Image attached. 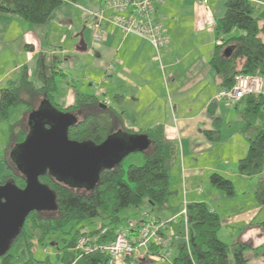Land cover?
<instances>
[{"label": "crops", "instance_id": "1", "mask_svg": "<svg viewBox=\"0 0 264 264\" xmlns=\"http://www.w3.org/2000/svg\"><path fill=\"white\" fill-rule=\"evenodd\" d=\"M212 1L208 8L200 6L198 0H163L157 5L156 17L168 38L160 55L150 41L135 34L124 35L113 25L106 27L102 40L94 41L88 16L91 12H84L88 8H103L104 0L65 1L53 19L39 26L15 14L0 13V54L6 53L5 60H0V81L12 74L20 75L25 65H29L32 75L39 58L46 60L45 55L50 54L52 65L62 73L58 77H62L63 89L58 86L55 101L63 107L75 105L79 94L92 95L99 103L85 108L90 113L106 116L107 120L111 116L110 122L115 128L121 122L137 132L163 125L166 138L178 146L172 168L173 193L156 215L140 211L133 220L140 221L141 212L169 220L189 203L206 202L221 218L219 234H227L221 240L228 244L248 243L256 249L264 244L261 228L264 209L254 196L259 178L239 173V160L248 152V143L241 132L243 122L233 102L217 99L220 79L210 62L220 40L215 27L207 26L206 16L210 13L216 20L222 17L225 0H220V7L214 10ZM18 18L30 25L20 26L14 34L9 24H20ZM85 43L87 49L83 50ZM27 45L34 48L29 50ZM105 99L109 104L103 103ZM109 110L114 115L109 116ZM217 119L222 123L224 134L228 132L226 124L229 131L236 124L233 131L236 136H229L227 141L222 137L219 142L208 139L205 132L214 130ZM242 137L245 141H241ZM236 139L240 147L233 142ZM228 141L231 148L221 153L219 146ZM216 171L230 178L235 189L241 185L243 196L236 191L232 202L225 200L228 197L223 193H213L210 176ZM207 186L211 187L208 193ZM222 200L227 207L220 205ZM126 222L128 219L119 228ZM178 223L172 225L173 231L184 233L185 226ZM254 249L247 253L250 263L264 264V257ZM140 260L145 263V257Z\"/></svg>", "mask_w": 264, "mask_h": 264}, {"label": "trees", "instance_id": "2", "mask_svg": "<svg viewBox=\"0 0 264 264\" xmlns=\"http://www.w3.org/2000/svg\"><path fill=\"white\" fill-rule=\"evenodd\" d=\"M65 1L78 0H0V13L15 14L29 23L43 25L53 19L56 10ZM261 2L264 3V0H225V12L217 19L215 27L217 38L222 43L215 46L210 62L220 79L221 89L231 88L240 73L264 78V8L258 11L260 5L264 7ZM27 48L32 50L34 47L27 45ZM229 48L231 54L227 56L226 51ZM59 74L62 73L56 70V65L46 64L43 57L39 58L32 75L29 65H25L19 77L0 91V122L9 118L13 107L24 104L30 114L45 99L57 110L75 115L86 106L99 103L95 96L83 94L78 95L75 105L71 107L65 108L57 103L56 76ZM233 104L242 119L241 132L248 143V152L239 160L238 171L244 176L259 178L254 196L264 209V94L248 95ZM114 113L109 110L107 114L110 116ZM110 117L109 121L106 116L97 113H89L82 119L78 117V121L70 126L68 136L74 141L100 144L116 131L143 133L148 136L152 146L143 151L144 164H131L126 169L122 161L113 168H104L94 188L88 191L75 190L59 181L49 171L41 175L40 182L55 193L58 208L52 212H32L12 242L10 250L0 257L2 264H12L11 249L17 243L24 246L22 264H106L108 256L95 249V246L115 239L120 224L127 220L120 216L121 211L126 208H139L145 200L153 206H161L173 193L172 168L178 155V146L176 142L166 138L164 126L157 125L137 132L126 128L123 122L120 127L115 128L111 125ZM220 125L221 121L217 119L214 130L205 132L206 137L213 142H219ZM23 127L22 120L12 125L14 138L4 148L3 160L11 169L13 166L9 164L7 157H11L12 150L23 143L29 133ZM15 141L17 143L13 146ZM210 181L229 197L236 195L233 181L221 173L211 174ZM8 182L14 183L20 189L25 188L27 183L25 175L14 168L11 175L0 180V185ZM186 209L189 242L181 241L176 244L177 251L171 262L162 264H251L247 253L254 248L248 243L228 244L221 240V218L206 202L189 203ZM85 220H100L101 223L96 229L84 231L82 222ZM73 222L82 225L75 232L70 231L71 240L66 241L58 253L57 262H52L49 257L45 260L35 258L36 243L48 246L47 240L63 232ZM105 228L108 229L107 232L102 233ZM261 228L264 231V222L261 223ZM86 235L96 239L92 242V251L76 250L77 240ZM254 250L256 254L264 257V244ZM153 251L156 250L152 246L151 252ZM155 254L157 251L152 255ZM144 261L145 263L139 260L135 264H156L155 259L150 256Z\"/></svg>", "mask_w": 264, "mask_h": 264}, {"label": "water", "instance_id": "3", "mask_svg": "<svg viewBox=\"0 0 264 264\" xmlns=\"http://www.w3.org/2000/svg\"><path fill=\"white\" fill-rule=\"evenodd\" d=\"M230 54L231 48L226 51ZM77 121L75 114L57 110L46 99L29 114V133L11 152L17 169L26 177V187L20 189L12 182L0 185V257L10 250L32 212L57 210L56 195L40 182L41 175L49 171L70 187L91 190L104 168H113L127 155L151 147L147 135L122 131L100 144L71 140L68 130Z\"/></svg>", "mask_w": 264, "mask_h": 264}, {"label": "built area", "instance_id": "4", "mask_svg": "<svg viewBox=\"0 0 264 264\" xmlns=\"http://www.w3.org/2000/svg\"><path fill=\"white\" fill-rule=\"evenodd\" d=\"M163 0H107L105 7L99 12L89 13L94 41L102 40L106 35V27H118L124 35L135 34L152 43L158 55L168 43L163 24L157 19V5ZM200 6L208 8L210 0H198ZM110 11V14H107ZM206 24L216 27L217 20L212 14L206 16ZM264 94V78L260 75L240 73L234 85L229 89H221L217 99L237 102L248 95ZM109 104L108 100L103 101ZM140 221H128L118 229L115 239L108 243L97 244L108 256L106 264H135L141 258L150 256L161 263H170L174 255V247L181 241L189 242L187 209L170 218L162 220L148 212L141 214ZM181 218V220H180ZM179 222V223H178ZM174 223L185 226L184 233L172 229ZM107 228L102 233L107 232ZM92 237L82 236L76 242V250L92 251ZM152 246L157 251L151 252Z\"/></svg>", "mask_w": 264, "mask_h": 264}, {"label": "rangeland", "instance_id": "5", "mask_svg": "<svg viewBox=\"0 0 264 264\" xmlns=\"http://www.w3.org/2000/svg\"><path fill=\"white\" fill-rule=\"evenodd\" d=\"M82 1V0H81ZM86 2L89 1V0H85ZM106 1L107 0H104L105 4H106ZM214 3V5H213ZM220 0H217V2L214 0L211 2V6H212V9L213 8H219L220 5ZM105 4L103 7H105ZM264 4V3H263ZM264 7L263 5H260V8L258 9V11L262 10ZM102 8L100 7L98 10H89L88 9H85V12L84 13H89V12H99L101 11ZM214 10V9H213ZM218 12V11H217ZM111 12L110 11H107V14H110ZM21 19V18H20ZM19 18L17 19L20 23V24H16V23H11L9 24L10 26V31L14 34H15V30H18L20 29V26L22 25H30L29 23L25 22V21H22L20 20ZM33 25V24H31ZM36 26H39V25H36ZM222 42L220 41V44ZM6 54V53H5ZM5 54H0V56H3L4 59H1L0 60H5V57L6 55ZM47 58L45 60V63L48 64V65H52V62H51V55L50 54H47L45 55ZM11 62V61H9ZM13 63V62H12ZM10 64V65H13V64ZM64 62L62 61L60 64H63ZM60 64H58V67H60ZM63 68L65 67L64 65L62 66ZM58 71V70H57ZM59 73V72H58ZM60 75V74H59ZM59 75H57L56 79L59 78L58 83L57 85L60 86V88L63 89V82L61 81L62 77H58ZM19 75H16V74H12L8 77V79L4 80L3 79L0 81V91L2 88H5L9 85V82L11 80H14L15 78H17ZM43 100V99H42ZM41 100V101H42ZM59 100L61 101V98H59ZM40 103L37 104V106H39ZM39 107H37L36 109H38ZM91 110H89L88 108H84L82 110H80L76 116L79 117L80 119H82L83 117L87 116L89 113H90ZM232 111V109H231ZM28 116H29V113H27V108L24 104H21V105H18L16 107H13L11 110H10V116L8 119L4 120V121H1L0 122V180L3 179L4 177H7L9 175L12 174L13 172V168L14 169H17L16 168V164L14 161L15 158H12V157H7V160L9 162V164H11L13 166V168H9L8 167V163L6 161L3 160V153H4V148L7 147L8 143H10V141L14 138L13 135H14V131L12 130V125H15L17 122L19 121H23L24 122V127H25V130L27 132H29L30 130V127L28 125ZM226 123H228V120H226ZM237 123V122H236ZM222 124V123H221ZM236 125V124H235ZM234 124H232V130L229 131V128H228V124H226V130L228 131L227 133L224 134L223 131H225L224 129H222V126L220 127V131H221V139L223 137V141L228 139V137L232 136H236V135H233V131H234ZM239 125V124H238ZM23 127V128H24ZM117 132V131H116ZM241 141H245L244 138L242 137L241 138ZM233 142L235 143V145H237L238 147L241 146V143H239V141L236 139V140H233ZM17 143V141H15L13 143V146H15ZM247 143V142H246ZM222 146H219V151L221 153L223 152H227V150H229L231 148L230 146V141L228 142H224L221 144ZM152 147V146H151ZM150 147V148H151ZM236 151V149H235ZM13 152V150H12ZM8 156V155H7ZM13 160V161H12ZM139 160V161H138ZM139 162V163H138ZM145 160H144V154L143 152H133L129 155H127L124 160H123V165H124V168H128V166H130L131 164H134L135 166H142L144 164ZM218 172V171H216ZM222 174V173H221ZM223 175V174H222ZM211 178V176H210ZM230 179V178H229ZM211 182V181H210ZM234 183V182H233ZM237 184V183H236ZM210 185V184H209ZM235 185V184H234ZM213 186V185H212ZM238 187L235 189L238 193H240V195L243 196V187H241V185H237ZM214 187V186H213ZM75 190L77 191H88L86 188H80V187H73ZM206 187H204V190H205ZM211 190V187L207 186V189L205 190L207 193ZM214 191L216 193H223V195L225 194L228 198H226L225 200L227 201H234V198L233 197H229L224 191L214 187L213 188V193ZM247 197V195L245 196ZM223 199V198H222ZM219 200V199H218ZM224 200V199H223ZM222 200V202H220V205L222 207H227L228 204L227 203H224ZM149 201L148 200H145L143 205L139 208H126V209H123L120 213V216L122 218H125V219H128V221H134L133 218H136L137 217V212H140V211H149L151 212L152 214L156 215L158 213V211L160 210V206H149ZM233 205V204H231ZM230 205V206H231ZM229 206V207H230ZM154 209V211H153ZM142 214V212H141ZM125 222V221H124ZM100 223L101 221L100 220H85L84 222H82V224L85 226L86 229L89 228V230H93V229H96L100 226ZM82 224H78V223H71L69 224L63 232H60L58 234H56L55 236H53L51 238V240H47L48 241V246L44 247L43 245H40L38 243H36V245H34V254H35V258L36 259H39V260H45L47 259L48 257L50 258V260L52 262H57V255L58 253L63 249L66 241H70L71 240V234H70V231L71 232H75L80 225ZM84 228V229H85ZM86 231V230H84ZM225 232L223 233H220V238H223L225 239V235H224ZM226 234V233H225ZM227 235V234H226ZM87 236V235H86ZM34 243V244H35ZM45 248H48V250H45ZM24 249V246L21 244V243H17L13 246V248L11 249V255L13 256V260H12V264H22L23 262V255H22V251ZM51 250V252H50ZM176 249H174L175 251ZM53 252V253H52ZM176 252V251H175ZM174 252V253H175ZM49 253V254H48ZM155 262L156 264H162L160 260L158 259H155ZM0 264H2V258H0Z\"/></svg>", "mask_w": 264, "mask_h": 264}]
</instances>
